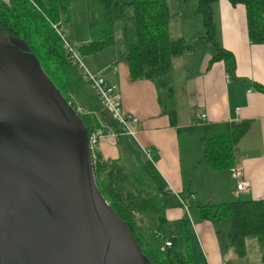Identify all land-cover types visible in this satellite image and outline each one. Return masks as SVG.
Here are the masks:
<instances>
[{
    "label": "trees",
    "instance_id": "trees-1",
    "mask_svg": "<svg viewBox=\"0 0 264 264\" xmlns=\"http://www.w3.org/2000/svg\"><path fill=\"white\" fill-rule=\"evenodd\" d=\"M218 0H197L196 13L202 18L204 34L213 54L210 63L221 62L229 77L235 78V58L220 43L214 19L213 6ZM231 5L245 7L249 41L264 44V0H227ZM70 0H0V28L8 41L29 55L42 69L63 98L76 111L87 133L100 126L94 115L93 99L98 98L81 80L80 69L69 58L56 29L64 35L62 21H69ZM98 18L88 24L90 37L76 46L69 45L77 55L94 54L111 46L113 25L121 23L123 52L119 55L127 68L128 79H146L157 91V102L167 114L170 123H176L174 86L172 76L173 58L183 55L191 44L183 37L170 33V12L167 0H96ZM55 25V28L52 26ZM66 39V37L64 36ZM67 40V39H66ZM86 83V84H85ZM87 86V89L84 87ZM254 87L264 93V87ZM89 97V98H88ZM78 99L79 105L75 101ZM100 104V103H99ZM92 110V111H90ZM247 121H224L204 123L188 127L200 134L203 143V159L213 169L230 171L234 166V145L246 133ZM94 181L102 197L128 228L142 254L150 264H192L189 257L176 247V237L161 231L166 224V191L159 186L154 194L137 187L128 173L116 160L97 158L92 167ZM203 221L230 220L228 239L237 255L245 253V239L253 237L260 246L264 258V199L238 200L213 204H198ZM156 216L155 224L149 221ZM188 219L179 220L180 235L188 241ZM166 240L170 246H164Z\"/></svg>",
    "mask_w": 264,
    "mask_h": 264
},
{
    "label": "crops",
    "instance_id": "crops-1",
    "mask_svg": "<svg viewBox=\"0 0 264 264\" xmlns=\"http://www.w3.org/2000/svg\"><path fill=\"white\" fill-rule=\"evenodd\" d=\"M168 5L170 9L169 1ZM213 9L218 39L235 58V78L228 76L223 63H210L213 49L208 42L204 44L206 40L202 38L203 23L196 20L197 25H193L191 29V25L178 22L183 9L177 12L176 19L171 17L170 23H178V30L173 33L170 24L171 36L183 37L191 46L183 55L173 58L175 125L170 123L167 114L157 102V91L150 81L128 79L126 65L118 57L120 54L108 52L103 54L105 59L100 62L94 58L99 56L94 55L104 49L98 51L92 54V70L87 69L116 83L122 111L138 119L135 135H127L120 131L119 125L106 110L94 105L95 99L92 97L97 123L105 130V135L98 144L99 158L120 163L135 186L157 194L160 193L157 186L160 184L163 191L168 193L166 197L169 194H186L187 198L195 201L197 208L198 204L228 202L241 198L264 199V93L254 87L255 83L264 87V44H253L249 41L244 5L233 6L227 0H218ZM186 30L190 33L187 34ZM189 34L191 35L188 38ZM113 66L116 71L112 70ZM180 67L183 73L178 78L175 72ZM180 80L184 82L179 84ZM201 114H205L207 124L224 121L248 122V130L234 145L232 170H216L204 161L200 134L187 130L188 127L202 125ZM182 132L187 134L182 137L181 142ZM195 133L199 134V138L197 144L192 146V137L197 141ZM145 148L149 149L148 156L143 154ZM140 158L144 159L143 164L159 169L163 176L157 178L151 174L150 184H146L148 187L139 185L130 175L131 167L140 168ZM236 170H240L241 179L248 183L246 189L237 188ZM191 194H194L195 199L190 197ZM181 200L183 199L170 203L165 209V225L170 221L176 222V229L169 234L176 237L177 249V236L187 241L180 235L179 220L184 216L188 219L189 211L188 207L185 209L182 205L184 200ZM194 216V226L190 227L188 219L187 230L189 235L192 230L191 234L195 238L193 242L196 243L199 254L204 253V264H220L221 250L217 234L221 222L203 221L200 213L198 219L196 212ZM149 221L153 224L156 222L151 219ZM201 255L200 260L203 259ZM189 259L191 260L190 257Z\"/></svg>",
    "mask_w": 264,
    "mask_h": 264
},
{
    "label": "water",
    "instance_id": "water-1",
    "mask_svg": "<svg viewBox=\"0 0 264 264\" xmlns=\"http://www.w3.org/2000/svg\"><path fill=\"white\" fill-rule=\"evenodd\" d=\"M92 167L80 117L0 28V264H150Z\"/></svg>",
    "mask_w": 264,
    "mask_h": 264
},
{
    "label": "rangeland",
    "instance_id": "rangeland-1",
    "mask_svg": "<svg viewBox=\"0 0 264 264\" xmlns=\"http://www.w3.org/2000/svg\"><path fill=\"white\" fill-rule=\"evenodd\" d=\"M168 1L170 3L172 18H174V20L177 17L176 16L177 12L179 13L183 9L182 17L178 18V22H184L187 25H191V29L193 25H197L196 20L200 21V23L202 24L201 15L199 13L195 14L196 7H197V0H168ZM97 18H98V6L96 3V0H70L69 8H68L69 21H62V24H61V29L67 41L73 47L82 41H87L90 37V29L88 27V24L93 21H96ZM174 24L176 23L173 22L171 24V27H172L171 31L173 33L175 32L176 29L178 30V23L176 24V26H174ZM120 28H121V23L119 21H116L113 25V39H114L113 44L105 48L101 53H97L96 55H94V56H99V57H94L96 60L102 62L105 59L103 54H107L108 52H112V53L115 52V54L117 55L123 52V43H122V36H121ZM180 29L182 28L180 27ZM186 33L187 34L190 33L189 30H186ZM190 35L191 34H189L187 37L189 38ZM204 42H205L204 44H207L206 43L207 41H204ZM198 47H199V44L196 45V48ZM77 56L79 58L80 64H82L86 69L88 70L90 69L91 71L92 70V54H88V55L81 54ZM191 70L192 68L189 69L186 73L190 72ZM181 71L182 70L180 67L175 72L178 78H181V74L183 73V71L182 72ZM79 74H80L81 80L85 82L83 79L82 73L80 72ZM181 81L183 80H180L179 84L181 83ZM85 84H84V87L87 89V86ZM75 101L77 102V104L79 103L77 98L75 99ZM96 104L99 105V107H101V105L95 100L94 105ZM78 107L80 108L81 111L84 108V107L82 108V105L81 106L79 105ZM87 107L89 106H86L85 104L84 110H87ZM186 134L187 133L185 132H182L180 134L181 142H182V137H185ZM194 136L197 138V141H194V137H192V140L190 143L192 146L197 144L199 134L195 133ZM143 154H141V156L145 158ZM146 158L148 159V157ZM143 160L140 158V168L139 169L135 167H131L129 171H130L131 178H133L139 185L148 187L146 186V184L147 185L150 184L152 175H155L157 178L163 177V176L161 175L159 169H157L156 167L152 168L149 165L143 164ZM149 163L152 165V162L149 161ZM179 199H183L185 201L187 206H185L184 202H183L184 203L183 205L185 209L188 207L189 212L187 215H188L190 227H193L196 221V218L194 216L195 212L198 214V219H200L199 213H198L199 210L197 208V205L195 201H193L190 198H187L186 194H177V195L169 194V196L166 199V202L168 203L167 205L169 206L170 203H176V200L178 201ZM150 219L152 221L153 220L156 221V216L152 215ZM213 222L214 223L221 222L218 225V234H217V238L219 240L220 250H221L220 264H260V263L264 264V258L261 255L260 246L255 238L253 237L246 238L245 239V253L243 255H237L234 252V249L229 244V239H228V229L230 227L229 219L227 218L221 221H213ZM225 224H227V226H225ZM175 229H176V222L170 221L167 223V225H165L162 228V231L164 234H169V232H173V230ZM191 232L192 230H190L188 241H185L183 238H180L175 234L177 236L178 249L184 252L185 255L190 257L193 264H204V258H205L204 253L203 255H201L197 251L196 243L193 242L195 238L192 236ZM199 255L203 256V259L200 260Z\"/></svg>",
    "mask_w": 264,
    "mask_h": 264
},
{
    "label": "built area",
    "instance_id": "built-area-1",
    "mask_svg": "<svg viewBox=\"0 0 264 264\" xmlns=\"http://www.w3.org/2000/svg\"><path fill=\"white\" fill-rule=\"evenodd\" d=\"M52 26L55 28V25ZM56 30L63 41L65 50L68 52L69 58L72 60V62H75L77 64L89 89L98 98L101 107L104 110H106L109 116L111 117V119L114 120L119 125L121 132L127 135L134 136L136 132L135 126L138 123V119L136 116L122 111L121 103H120V95L116 83L108 79H105L103 76H101L98 73H92L88 71L82 64H80L78 56L73 51L67 40L64 38V35L61 34L60 29H56ZM112 70L116 71L115 66L112 67ZM75 112L81 113L83 111H81L80 108L78 107ZM201 118H202L201 123L202 124L206 123L205 114H201ZM104 135H105V130L101 125L97 127L95 126L89 131V133H87V147L92 164L98 158V144L100 139ZM143 152L146 156H148L149 149L145 148L143 149ZM235 175L238 178L237 188L246 189L248 183L241 179L240 170H236ZM190 197L195 199L194 194H191ZM183 202L182 205L184 204ZM170 245H171V241L166 240L164 242V246L161 249H164L165 246H170Z\"/></svg>",
    "mask_w": 264,
    "mask_h": 264
}]
</instances>
